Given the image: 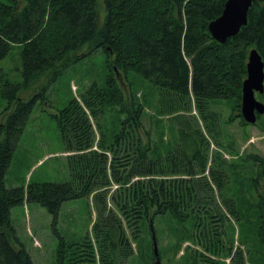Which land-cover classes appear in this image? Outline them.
I'll return each instance as SVG.
<instances>
[{"label": "trees", "instance_id": "obj_1", "mask_svg": "<svg viewBox=\"0 0 264 264\" xmlns=\"http://www.w3.org/2000/svg\"><path fill=\"white\" fill-rule=\"evenodd\" d=\"M101 1H0V98L6 101L0 121V264H34L25 246L11 242L16 238L11 208L23 201L39 203L51 216L59 239L55 264L76 262L70 250L78 252L79 246L91 251L89 240L76 247L56 229L63 202L88 196L95 211L91 233L102 259L105 254L112 264H126L133 252L126 228L135 237L149 210L191 218L196 240L201 233L210 236L206 244L216 250L229 240L225 227L234 231L235 222L247 233L245 225H251L255 253L264 264V198L258 192L264 189V155L234 152L235 141L224 144L221 114L210 104L231 99L240 111L250 49L261 56L264 72V0H252L246 24L222 43L208 23L226 0ZM15 45L21 47V78L8 81L1 61ZM98 48L106 58L104 83L91 84L52 115L67 152L69 178L5 186L11 152L35 102L70 65ZM130 70L157 93L160 112L175 132L169 149L143 132L146 99L135 91L124 94L119 85L120 72ZM255 96L264 103V80ZM109 110L117 115L116 125L108 139L95 144V128ZM253 125L264 132V112ZM223 151L233 152L231 160ZM112 182L118 185L114 189ZM225 253L231 264H241L239 248L227 247Z\"/></svg>", "mask_w": 264, "mask_h": 264}, {"label": "rangeland", "instance_id": "obj_2", "mask_svg": "<svg viewBox=\"0 0 264 264\" xmlns=\"http://www.w3.org/2000/svg\"><path fill=\"white\" fill-rule=\"evenodd\" d=\"M1 1V0H0ZM100 3L102 2L99 0ZM103 16L100 17L102 22ZM20 46H12L7 55L1 61L4 71L3 79L20 80L21 57ZM107 66L104 52L98 48L88 52L86 56L70 65L65 72L48 88L44 99L35 102L30 116L26 122L23 133L11 152L7 169L4 175V183L7 187L23 185L26 188L29 182L62 181L69 178L67 168V152L64 151L59 130L52 115L62 108L67 101L75 96L78 98L91 84L102 85ZM118 73H116L117 75ZM119 85L124 94L135 91L138 98H145L142 116L143 132H147L152 143L169 149L174 141V129L170 125L167 115L160 112L157 96L153 87L135 71L120 72ZM132 84V86L129 84ZM211 107L218 111L222 117L223 143L235 141V151L243 154L247 151H255L264 155V132L252 123L245 125V120L240 116L238 107H233L231 99H217L210 102ZM6 106V101L0 98V121L3 120L1 112ZM229 115L233 118L227 121ZM117 115L113 110L105 112L100 118V129L95 128V144L97 140L108 139L116 125ZM118 121V120H117ZM247 123V122H246ZM95 127V124H93ZM100 133H102L100 137ZM104 134V135H103ZM228 134V137L225 136ZM214 148V146H212ZM162 150L166 152V149ZM227 151H223L226 159L233 157ZM249 164H247L248 167ZM112 189L118 185L112 182ZM258 192L264 198L263 187ZM154 209V208H153ZM150 212V222L144 220L138 228L136 236L127 235L131 242L133 252L126 264H231V256L225 253L227 247L241 250V264H259V256L255 253L257 239L251 225H245V230H240L237 223L225 227L228 231L225 247L207 246L210 236L203 237L200 234V242L196 240V233H192L194 226L191 218L176 219L171 213L154 214ZM154 214V219L152 215ZM11 223L15 229L16 238L12 237V244L18 248L21 245L29 251L34 264H55L58 237L51 229V216L47 210L37 202L23 201L22 204L13 206L10 214ZM233 219V218H232ZM95 220V211L91 196L68 200L63 202L56 229L63 239L76 246L88 240L92 244V250L77 247L76 262L73 264H112V261L104 259L98 250L96 240L91 233V226ZM148 221V222H147ZM208 234V233H206ZM155 242L157 256L154 254ZM203 242V243H202ZM210 242V241H208ZM212 244L214 242L212 241ZM225 249V250H224ZM81 254V255H80ZM80 255V256H79ZM254 256V257H253ZM158 260V263L156 262Z\"/></svg>", "mask_w": 264, "mask_h": 264}, {"label": "water", "instance_id": "obj_3", "mask_svg": "<svg viewBox=\"0 0 264 264\" xmlns=\"http://www.w3.org/2000/svg\"><path fill=\"white\" fill-rule=\"evenodd\" d=\"M252 0H226L221 14L208 23L212 37L225 42L235 35L247 22V12ZM263 61L255 48L249 50L246 63V77L242 82L240 97V114L247 123L254 124L256 115L264 112V103L256 98L255 93L263 91ZM154 244V254L157 247ZM158 263V260L156 261Z\"/></svg>", "mask_w": 264, "mask_h": 264}, {"label": "bare ground", "instance_id": "obj_4", "mask_svg": "<svg viewBox=\"0 0 264 264\" xmlns=\"http://www.w3.org/2000/svg\"><path fill=\"white\" fill-rule=\"evenodd\" d=\"M240 116H241V114H240ZM242 117V116H241ZM154 245V244H153ZM153 250H154V248H153Z\"/></svg>", "mask_w": 264, "mask_h": 264}]
</instances>
